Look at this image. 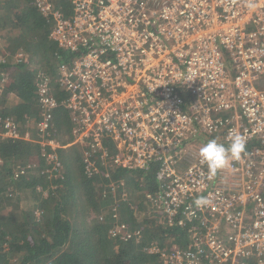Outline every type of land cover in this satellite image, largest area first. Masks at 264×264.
<instances>
[{"label": "built area", "instance_id": "2783aa9c", "mask_svg": "<svg viewBox=\"0 0 264 264\" xmlns=\"http://www.w3.org/2000/svg\"><path fill=\"white\" fill-rule=\"evenodd\" d=\"M68 1L65 15L34 0L71 58L54 76L35 68L36 116L23 125L0 114V140L37 142L50 163L74 146L84 172L111 189L123 184L112 173L154 164L147 197L167 226L192 222L185 247L160 250L167 264H264V0ZM59 107L70 119L62 139L50 135ZM233 131L247 137L245 153L210 173L194 141L227 144ZM45 171L56 177L57 163ZM200 197L210 203L196 207ZM109 231L130 236L121 220Z\"/></svg>", "mask_w": 264, "mask_h": 264}, {"label": "trees", "instance_id": "16d2710c", "mask_svg": "<svg viewBox=\"0 0 264 264\" xmlns=\"http://www.w3.org/2000/svg\"><path fill=\"white\" fill-rule=\"evenodd\" d=\"M54 4L65 15L71 13L68 0H54ZM13 7L16 11L10 15ZM50 26L34 0H3L0 5V56L4 58L0 72L6 74L0 114L23 125L36 116L35 68L54 76L57 62L71 58L48 38ZM15 52H22L27 61L16 62ZM9 93L18 98L16 102H7ZM54 95L58 100L64 97L56 86ZM69 133V116L59 107L54 110L50 135L62 139ZM40 150L37 142L0 140V264H167L162 248L185 247L192 240V222L167 226L165 216L159 220L144 204L143 192L158 190L154 164L145 170L112 173L123 184L111 189L107 179L84 172L74 146L58 149L57 162H52L57 163V176L49 178L45 170L52 163L40 156ZM21 167L29 171L16 176ZM104 186L116 190L103 194ZM127 192L131 203L121 196ZM112 194L118 202L107 203ZM120 220L130 236L110 233Z\"/></svg>", "mask_w": 264, "mask_h": 264}, {"label": "clouds", "instance_id": "9594fccd", "mask_svg": "<svg viewBox=\"0 0 264 264\" xmlns=\"http://www.w3.org/2000/svg\"><path fill=\"white\" fill-rule=\"evenodd\" d=\"M247 137L233 131L229 134L227 144L220 143L216 139H210L199 149L200 162L207 165L210 173L214 174L218 170L229 166L232 160H238L246 151ZM210 201L205 197L197 198L194 201L196 207L207 206Z\"/></svg>", "mask_w": 264, "mask_h": 264}, {"label": "rangeland", "instance_id": "374dc122", "mask_svg": "<svg viewBox=\"0 0 264 264\" xmlns=\"http://www.w3.org/2000/svg\"><path fill=\"white\" fill-rule=\"evenodd\" d=\"M8 1V0H7ZM2 2H3V0H0V5L2 4ZM10 2H12V1H10ZM16 10H15V8L13 7V8H11V10L9 11L11 14L10 15H13L14 14V12H15ZM15 20V18H13V21ZM13 25L14 24H10V26L13 28ZM7 29V28H6ZM11 29V28H10ZM14 29V28H13ZM2 40V39H1ZM4 41V40H3ZM6 41H10V38H6ZM8 43H10V42H8ZM2 47V46H1ZM0 47V48H1ZM3 48V47H2ZM1 57V56H0ZM33 63L31 64V67H33ZM17 97L13 94V93H9V95H8V97H7V102H11V103H14V102H16L17 101ZM194 145L196 146V147H198L199 149H200V147L203 145L200 141H198L197 139L194 141ZM137 179H140V178H135V180H137ZM97 186H98V184H97ZM100 186V185H99ZM127 189V188H126ZM103 190H106V191H109L108 189H106V187L104 186L103 187ZM116 190V189H115ZM115 190L113 191V192H115ZM102 193L104 194L105 192L104 191H102ZM105 194H107V193H105ZM143 194L145 195L144 197L146 198V199H144L147 203H144L145 205H147V207L149 208V209H152V211L155 209V211H156V213L155 214H157L158 216H159V220H162V218L165 216V213H164V211H163V208L162 207H160L159 206V204L157 205V204H155V203H153L148 197H147V194H146V191L145 192H143ZM123 198H128V203H131V201L129 200V196H130V192L128 193H124L123 195H121ZM141 196H142V190H141ZM121 199V198H120ZM114 200H115V202H114ZM106 201H107V203H112L113 202V204L114 203H116V202H118V198H114V196H113V194H112V197H111V199H108L107 197H106ZM158 210V211H157ZM80 210L77 212V214L78 215H80ZM78 217V216H77ZM202 217H206L207 219H208V216L207 215H204V216H201L200 218H202ZM171 221H174V220H172L171 219ZM206 223V222H205ZM205 223H204V225H205ZM198 224H199V222H198Z\"/></svg>", "mask_w": 264, "mask_h": 264}]
</instances>
